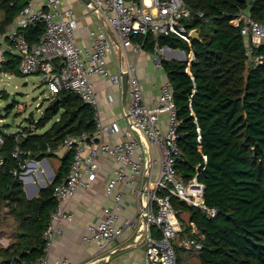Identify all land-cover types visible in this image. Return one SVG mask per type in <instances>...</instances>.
I'll return each instance as SVG.
<instances>
[{
	"label": "trees",
	"instance_id": "obj_1",
	"mask_svg": "<svg viewBox=\"0 0 264 264\" xmlns=\"http://www.w3.org/2000/svg\"><path fill=\"white\" fill-rule=\"evenodd\" d=\"M193 10L185 21L188 29L197 28L201 39L190 46L180 37L154 33L138 35L144 49L154 53L156 45L194 51L196 60L163 59L164 70L174 86L180 126L178 142L182 158L176 163L186 182L198 171L205 184V201L217 208L210 217L200 207L173 196L172 205L183 221V237H194L202 243L200 250H189L174 242L178 264L194 254L197 264H264V46L249 61L248 40L231 20L239 11H249L264 22V0H185ZM27 4V0H0L3 11L0 32L8 26ZM203 12V16L197 13ZM45 25L36 23L26 31L30 43L40 40ZM20 57L7 55L1 70L25 76L19 69ZM190 68L194 79L187 72ZM196 90L193 95V90ZM59 102L55 104V101ZM192 102V105H191ZM77 115L65 125L73 111ZM92 108L71 91L63 90L31 126L19 132L0 126L4 142L0 145V211L9 207L16 222V240L0 248V264H12L19 254L36 259L45 254L44 233L56 208L54 188L69 172L74 150L64 158L53 183L42 188L39 195L28 198L24 182L14 174L25 168L29 158L42 159L52 155L69 135L94 132ZM48 124L51 126L42 133ZM200 126V132L197 131ZM19 134V139H17ZM21 149L20 159L13 156L15 147ZM206 156V159L204 158ZM205 168L203 169V167ZM200 167V168H199ZM187 212L200 234L191 233V225L182 218ZM153 233L156 234L154 230Z\"/></svg>",
	"mask_w": 264,
	"mask_h": 264
},
{
	"label": "built area",
	"instance_id": "obj_2",
	"mask_svg": "<svg viewBox=\"0 0 264 264\" xmlns=\"http://www.w3.org/2000/svg\"><path fill=\"white\" fill-rule=\"evenodd\" d=\"M102 10L113 28L117 38L125 48L139 53L144 50V43L135 41L138 35L154 33L156 36L174 34L192 45L191 30L185 21L192 18L193 10L185 0H94ZM203 16V12L197 13ZM231 22L240 27L241 34L247 38V56L249 61L262 62V57H254L256 50L264 46V22L255 19L249 11H239ZM36 23L45 25L40 40L30 43L26 36L28 28ZM79 23L73 7L64 4V0H45L36 6L34 0L20 12L16 21L0 32V64L7 59L9 48L20 57L19 69L25 75L40 74L53 94L68 90L78 95L93 110L94 132L69 135L62 143L74 150V159L68 174L55 185L54 197L56 208L51 212L50 222L44 233L47 241L45 254L36 259L23 258L19 254L12 259V264H51L50 247L55 237L61 232V223L72 220L75 213L69 209V202L80 187L90 188L97 178L100 168L98 156L109 155L114 158L116 167L106 181L105 190L114 194V205L111 211L98 223L88 225L89 233L84 236L99 244L102 250L122 235L126 228L136 227L146 231V264H178L174 242L182 225L172 205V197L176 196L189 204L200 207L208 216L216 217L219 210L210 207L205 201V184L198 173L188 182L181 176L176 163L182 158V148L178 142L180 121L174 100V86L166 80L160 87V98L157 106H150L145 99L143 85L136 74L135 64H130L128 88V105L134 122L144 131L150 144L159 148L162 154V169L158 178L148 186L143 195L137 216L125 218L118 224L125 209L126 192L141 196L139 178L145 174L144 143L136 137L134 126L128 122L123 132L125 138L117 142L104 139L105 134L121 131L118 122L105 124L102 118L100 100L92 75L99 74L111 84L122 88L121 72H112L108 66L109 58L115 51L116 44L109 37L104 26L99 22L96 29L89 30L91 43L80 45L77 41ZM166 46L156 45L153 62L157 69L164 70L163 59ZM173 53L177 49H173ZM181 52V50H180ZM188 58L196 60L192 51ZM187 72L194 79L190 68ZM193 90V95L195 93ZM192 105V102H191ZM161 114H167V129L160 123ZM201 128L197 125V131ZM19 139V134H17ZM4 139L0 134V145ZM51 147L48 151H51ZM21 149L17 145L13 156L20 159ZM206 159V156H204ZM0 160V165L2 164ZM26 164L20 166L25 168ZM205 166L203 167V169ZM14 174L23 179V172ZM122 186V187H119ZM117 188L119 190H117ZM138 217L147 222L139 223ZM156 231V234L153 231ZM182 246L200 250L202 243L194 237L182 241ZM94 261L92 260V263ZM56 264H73L66 257Z\"/></svg>",
	"mask_w": 264,
	"mask_h": 264
},
{
	"label": "crops",
	"instance_id": "obj_3",
	"mask_svg": "<svg viewBox=\"0 0 264 264\" xmlns=\"http://www.w3.org/2000/svg\"><path fill=\"white\" fill-rule=\"evenodd\" d=\"M43 1L45 0H34V3L38 7L42 5ZM64 4L68 7H73L78 18L77 41L82 46L89 45L91 43L89 30L91 28L96 29L100 21L82 0H64ZM19 14L10 24L16 21ZM2 19L3 11L0 10V26ZM115 47L114 53L109 58L108 66L110 70L112 72H121L123 69L127 70L131 63L135 64L136 74L143 85L146 101L150 106H157L160 98V87L164 81L169 79L165 71L155 67L153 62L154 54L145 49L142 52L135 53L131 48L127 49L123 46V51L121 52L117 46ZM166 47L169 49L166 50L164 58L177 59L180 57L182 60L184 53L180 52V49L173 53L171 47ZM9 54L18 55L12 48H9L7 55ZM92 80L95 83L100 100L103 122L105 124L118 122V125L122 128L121 131L105 134L104 139L111 143L121 141L125 138L122 131L127 129L129 122L123 105L122 88L111 84L108 79L99 74L92 75ZM160 123L163 128L167 129V114H161ZM50 126L51 124H48L45 129L38 133L44 132ZM20 130L12 131L8 129V131L12 132H19ZM134 135L143 140L138 132H134ZM143 143L145 174L139 178L140 188L145 185L152 186V183L158 178L163 164L159 148L152 144L147 147L144 140ZM51 152L52 155L45 156L42 159L29 158L26 161L25 166H28V168L25 167L22 180L28 198L38 196L42 188L53 183L60 171L64 158L71 150L61 144L58 149L51 150ZM48 157L58 160L55 163V167L50 164ZM97 159L100 163V168L97 178L92 182V186L90 188L80 187L68 204L69 209L75 213V217L70 221L64 220L61 223V232L56 235L49 250L51 264H56L63 257L71 259L73 264H146V241L143 237L146 231H139L140 229L136 227L126 228L122 235L116 238L106 250H102L97 242L84 238L89 233L88 225L100 222L112 210L115 199L114 194H108L105 190L106 181L116 167L114 158L103 154L98 156ZM148 164H150V171H147ZM147 174L149 175L148 178L145 176ZM46 179L50 180V183ZM117 190L119 189L117 188ZM124 205L125 209L118 224H122L125 218L137 216L141 207L140 197L137 198L135 195L126 192ZM3 207L8 208L7 216L11 217L9 207ZM1 218L2 216H0V220ZM182 218L187 224L191 225V233L200 234L196 225L190 221V216L187 212L182 213ZM11 219L14 227L6 228L0 226V248L10 245L16 240V222L13 217ZM138 220L140 224L144 223V219L142 220L138 217ZM179 221L182 225V230L175 242L179 246L184 247L182 246V241L188 237H183L184 225L183 221L180 219ZM182 259L184 264H197L199 261L194 254H191L190 257L184 256ZM92 260L94 261L93 263Z\"/></svg>",
	"mask_w": 264,
	"mask_h": 264
},
{
	"label": "rangeland",
	"instance_id": "obj_4",
	"mask_svg": "<svg viewBox=\"0 0 264 264\" xmlns=\"http://www.w3.org/2000/svg\"><path fill=\"white\" fill-rule=\"evenodd\" d=\"M181 52L184 53L182 50ZM185 56L183 54L182 60H185ZM177 59L181 60L180 57ZM55 98L56 94L51 93L40 74L17 76L2 72L0 75V126L7 125L9 127L4 129L12 131L31 126L30 117L38 120ZM48 160L53 167L58 161L52 157H48ZM46 181L50 183V180L46 179ZM39 187L42 188L40 185ZM7 215L8 208L3 207L0 226L12 228L14 227L12 216Z\"/></svg>",
	"mask_w": 264,
	"mask_h": 264
},
{
	"label": "water",
	"instance_id": "obj_5",
	"mask_svg": "<svg viewBox=\"0 0 264 264\" xmlns=\"http://www.w3.org/2000/svg\"><path fill=\"white\" fill-rule=\"evenodd\" d=\"M86 6H88L95 14V16L97 17V19L100 21V23L104 26L105 30L107 31L109 37L112 39V41L116 44V46L120 49V51H123L122 48V44L119 41V39L117 38L113 28L111 27L110 23L107 21L105 15L103 14L102 10L98 7V5L96 4V2L94 0H82ZM191 37L193 38V40L197 39L200 40L201 36L200 33L198 31L197 28H194L191 30L190 32ZM184 54H186V52L184 51ZM1 64H0V75H1ZM121 77H122V98H123V105L125 108V113L127 115L128 121L131 125L134 126V129L136 130V132H138L141 137L143 138L145 144L147 147L150 146V142L148 140V138L146 137L144 131L134 122L133 117L131 116L130 110H129V105H128V88H129V78H130V74L128 70L123 69L121 71ZM59 102V99H57L55 101V104H57ZM77 115V111H73L71 113V115L69 116V118L66 120L65 125H69L73 119L75 118V116ZM200 168V167H199ZM147 171H150V164H148L147 166ZM149 173V172H148ZM147 178L149 177V175H145ZM148 187V185H145L141 188V196H140V201H141V206L143 207V195L144 192L146 190V188ZM144 222L146 224L147 220L146 218H144ZM146 233V232H145ZM145 236V234H144ZM143 236V237H144Z\"/></svg>",
	"mask_w": 264,
	"mask_h": 264
},
{
	"label": "bare ground",
	"instance_id": "obj_6",
	"mask_svg": "<svg viewBox=\"0 0 264 264\" xmlns=\"http://www.w3.org/2000/svg\"><path fill=\"white\" fill-rule=\"evenodd\" d=\"M149 1V0H148Z\"/></svg>",
	"mask_w": 264,
	"mask_h": 264
}]
</instances>
